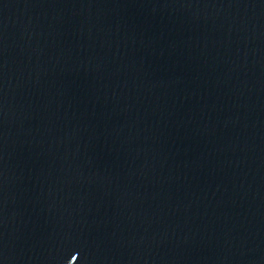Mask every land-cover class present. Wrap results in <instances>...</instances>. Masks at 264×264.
Listing matches in <instances>:
<instances>
[{
	"label": "water",
	"instance_id": "1",
	"mask_svg": "<svg viewBox=\"0 0 264 264\" xmlns=\"http://www.w3.org/2000/svg\"><path fill=\"white\" fill-rule=\"evenodd\" d=\"M264 166V0H98Z\"/></svg>",
	"mask_w": 264,
	"mask_h": 264
}]
</instances>
